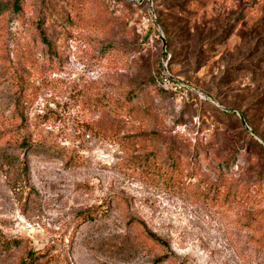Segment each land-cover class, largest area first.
<instances>
[{"label":"rangeland","instance_id":"rangeland-1","mask_svg":"<svg viewBox=\"0 0 264 264\" xmlns=\"http://www.w3.org/2000/svg\"><path fill=\"white\" fill-rule=\"evenodd\" d=\"M261 171L264 0H0V264H264Z\"/></svg>","mask_w":264,"mask_h":264},{"label":"trees","instance_id":"trees-1","mask_svg":"<svg viewBox=\"0 0 264 264\" xmlns=\"http://www.w3.org/2000/svg\"><path fill=\"white\" fill-rule=\"evenodd\" d=\"M43 41L45 44L49 45V40L48 37L44 36L43 37ZM162 78H167L163 73L161 74V81H163ZM161 91H165L164 87L162 88V86L160 87ZM168 91V89H167ZM174 92H178L177 89L176 91H172ZM227 114V112H226ZM172 153V152H171ZM229 160V159H228ZM227 160V161H228ZM152 162V163H151ZM134 164V161H130V166ZM143 164L146 165V167L144 169L143 165H142V160L141 162H139L138 164H136V166L138 168H140L146 175L147 177H152V178H159L160 180H163L166 184H170L172 185V187H177V186H184L185 187V180H186V176L187 175H191L193 176V173H189L186 172V164L183 163L179 157L175 156V155H169L167 158L163 159L161 157V155L159 153H155V152H149V154L146 156ZM151 165V167H150ZM152 173L155 174L156 176H152ZM257 179H259V181L257 182L256 180L252 181L251 185L249 186L248 190H245V192H242L239 194V200L242 198H246L245 200H250L252 199V188L254 187H259L260 189H264V171H261L258 173V177ZM224 183H220V184H212L210 190L206 193V195H210L211 198L213 199H218L220 197V195H218V191H222V187ZM212 189H213V193H212ZM229 194V192L227 193V195ZM247 200V201H248ZM150 238H152L153 240L159 242L160 244H162L165 247H168V243L167 241H165L164 239H161L160 237H158L155 233L153 232H149L148 233ZM164 258V257H162ZM160 260V259H158Z\"/></svg>","mask_w":264,"mask_h":264},{"label":"water","instance_id":"water-1","mask_svg":"<svg viewBox=\"0 0 264 264\" xmlns=\"http://www.w3.org/2000/svg\"><path fill=\"white\" fill-rule=\"evenodd\" d=\"M241 119H242V122H243V123H246L245 120H244V117H241Z\"/></svg>","mask_w":264,"mask_h":264},{"label":"built area","instance_id":"built-area-1","mask_svg":"<svg viewBox=\"0 0 264 264\" xmlns=\"http://www.w3.org/2000/svg\"><path fill=\"white\" fill-rule=\"evenodd\" d=\"M179 87H181V86H179ZM177 89V88H176Z\"/></svg>","mask_w":264,"mask_h":264}]
</instances>
